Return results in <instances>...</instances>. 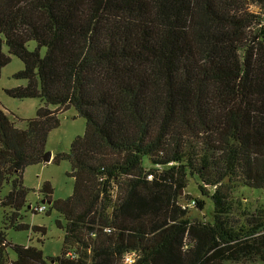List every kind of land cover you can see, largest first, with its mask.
Listing matches in <instances>:
<instances>
[{
    "label": "trees",
    "instance_id": "16d2710c",
    "mask_svg": "<svg viewBox=\"0 0 264 264\" xmlns=\"http://www.w3.org/2000/svg\"><path fill=\"white\" fill-rule=\"evenodd\" d=\"M262 13L264 0H0V74L16 57L26 81L5 93L43 102L21 125L0 104V264H264V212L228 218L237 184L264 189ZM71 108L85 132L52 160L70 163L74 190L53 202L61 255L44 257L7 232L44 235L23 222L21 174ZM190 178L211 223L183 207Z\"/></svg>",
    "mask_w": 264,
    "mask_h": 264
},
{
    "label": "rangeland",
    "instance_id": "374dc122",
    "mask_svg": "<svg viewBox=\"0 0 264 264\" xmlns=\"http://www.w3.org/2000/svg\"><path fill=\"white\" fill-rule=\"evenodd\" d=\"M262 18L264 22V13H262ZM26 47L29 51H34L37 46L35 42L28 41ZM2 52L8 55V47L4 41ZM45 54V48H41L40 55L44 56ZM23 68V63L18 58L11 56L8 64L1 69L0 74V104L7 112L8 117L18 122L17 125H21V121L35 118L37 109L43 106V102L39 99H12L6 95L5 90L14 89L26 84L25 80L14 77ZM49 109L52 110L53 108L49 107ZM57 117L59 125L49 131L45 145L46 153H51V161L47 164L37 163L25 167L21 174L23 186L28 190L26 193L27 208L24 207L21 210L23 222L29 228L41 227L44 230V235L34 233L31 230H10L7 232L8 243L24 247L35 246L40 249L44 257L51 258L61 255L64 237V231L62 228H58L56 220L60 221L63 225L64 221L55 211L53 202L55 200L67 199L74 190L73 179L70 177V163L66 160L60 162H53L52 160L58 155L67 154L72 142L83 137L86 126V121L79 117L72 108L59 112ZM45 183H49L53 189L50 204L47 202L42 204L44 197L41 194V189ZM7 191H10V187L5 185L0 193L3 196ZM184 193L192 201L202 199L205 203L203 210H199L195 206L191 207L188 212L189 219L211 223L213 205L208 199L201 197L197 181L193 178L188 179ZM115 194H117L116 191ZM181 202L183 205L186 203L184 200ZM39 205L45 206V211L43 213L33 212L32 208ZM231 207V213L228 215L229 221L237 227L245 225L246 219L250 218V216L257 215L258 211L261 210L264 212V189L259 191L237 184L231 196ZM3 215L4 210L0 209V226ZM7 252L10 260L16 258V254L11 247L7 249Z\"/></svg>",
    "mask_w": 264,
    "mask_h": 264
},
{
    "label": "built area",
    "instance_id": "2783aa9c",
    "mask_svg": "<svg viewBox=\"0 0 264 264\" xmlns=\"http://www.w3.org/2000/svg\"><path fill=\"white\" fill-rule=\"evenodd\" d=\"M193 206H195V203L193 201H190L189 203H186L183 205L184 208L185 207L189 208V207H193ZM45 209H46V207L41 206V205L32 208L33 212H41V213H43L45 211ZM103 231L108 232V233L110 232V230H108V229H104ZM68 255H69V257H71L73 259L75 258L73 253H69ZM137 259H138V255L136 253H127L123 256L122 262H123V264H133Z\"/></svg>",
    "mask_w": 264,
    "mask_h": 264
},
{
    "label": "water",
    "instance_id": "95a60500",
    "mask_svg": "<svg viewBox=\"0 0 264 264\" xmlns=\"http://www.w3.org/2000/svg\"><path fill=\"white\" fill-rule=\"evenodd\" d=\"M51 159H52V156H51V153H49V152L45 153L44 156L41 158L43 164L49 163L51 161ZM44 203L45 202L43 201L42 204H44Z\"/></svg>",
    "mask_w": 264,
    "mask_h": 264
}]
</instances>
